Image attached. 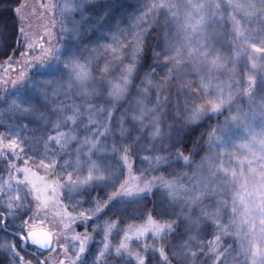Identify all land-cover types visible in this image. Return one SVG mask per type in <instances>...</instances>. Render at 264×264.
Here are the masks:
<instances>
[{"label":"snow or ice","instance_id":"snow-or-ice-1","mask_svg":"<svg viewBox=\"0 0 264 264\" xmlns=\"http://www.w3.org/2000/svg\"><path fill=\"white\" fill-rule=\"evenodd\" d=\"M99 2L72 0L69 10L57 0H0V15L9 7L15 15V39L0 28V99L8 97L9 84L12 88L27 84L44 104V111H39L34 101L26 102L21 95L9 98L4 111L18 113L27 121L19 126L21 129L35 131L29 128L35 123L45 127L49 110L55 112L56 105L63 103L60 93L65 86L84 82L89 76H99L101 84L93 99L85 103L97 102V106L100 102L113 104L111 97L105 98L109 90L117 96L143 99L145 92H152V86L162 93L173 79L174 58L169 49L158 50L150 42L152 27L145 18L147 14L135 18L129 27L117 25L106 33L108 43L83 44L78 50L67 46V42L80 41L87 31L85 22ZM254 51L264 52V48ZM161 67L162 73L158 71ZM50 68L59 74L41 78V73ZM250 83L254 85L255 81L250 79ZM208 87L201 79L196 89L198 98L186 94L183 86L175 98L165 96L162 100L156 95L151 103L160 120L166 118L170 104L173 116L183 119V126L177 130L174 120L164 130L166 138L158 142L143 141L139 135L113 138L112 150L100 159L92 155V150L99 143L98 135L101 139L110 136L112 118L122 109L117 104L107 116L103 131L88 125L85 143L76 149L77 158L83 155L79 168L72 155L61 157L53 147L67 142V132L62 136L49 132L33 137L37 144L47 138V149L28 156L18 139L19 132L13 136L0 131V164L10 177L8 185L14 186V194L0 192L7 198L0 205V264H103L113 232L119 235L116 255L125 253L131 264H151L148 253L157 250L149 237L162 242L163 234L171 237L174 232L169 221L178 223L172 202L164 195L172 188L164 168L190 159L192 150L187 143L198 126L192 122L210 118L225 102L210 97ZM122 114L126 120V111ZM0 124L9 127L4 120ZM65 193H69L67 198ZM37 233L47 238L38 240ZM97 234L103 240L99 249L91 246ZM137 244L142 245L143 254L135 249Z\"/></svg>","mask_w":264,"mask_h":264},{"label":"rangeland","instance_id":"rangeland-1","mask_svg":"<svg viewBox=\"0 0 264 264\" xmlns=\"http://www.w3.org/2000/svg\"><path fill=\"white\" fill-rule=\"evenodd\" d=\"M111 1L112 3L107 4V0H100L103 6L100 8L97 5L95 12L85 22L84 27L87 31L80 38L82 43L70 41L67 42L68 47L78 50L83 44L108 43L105 34L115 30L117 25L121 28L129 27L135 18L145 17L147 14L145 17L147 23L152 26L158 16H163L166 22L164 29L161 30L166 39H162L157 49H169L170 56L174 59L171 65L173 79L162 93H166L171 88L175 98L181 86L186 94L190 93L192 82L197 88V83L201 79L204 80V76L198 79L197 76L207 71L205 64H209V61L214 71H216L217 61L219 65L230 66L225 73L227 77L224 87L231 85L232 82L242 84L246 103L243 102L233 112L227 111L223 103L221 110L213 115L217 117L218 125L202 158L197 162L191 158L187 162L175 161L171 167L164 168L172 185V188L165 191L164 195L172 202L173 214L178 217V223H185L190 229L208 222L213 231L211 237L205 241L204 247L197 253L179 249L180 255L177 256V262L195 264L198 254L202 253L206 264H216L217 261L219 264H253V260L255 264H264V115H261L262 111L264 112L262 107L264 90L261 83L256 82L254 85L250 83V79L256 81V70L259 71L260 66H264V52L254 51V48H264V38L249 44L243 31L250 21L249 18L254 15V6L249 7L252 5L249 2L254 0ZM57 2L69 10L72 7V0H57ZM160 4L164 7H153ZM75 19H79L78 12ZM215 25L220 32L218 33L220 38H215L216 40L213 29ZM228 28L230 32L227 35L225 31ZM211 40L210 48L213 57L207 56L199 60L200 55L204 56L203 51L206 49L209 51L207 42ZM214 48L222 51L217 58L213 55ZM226 49H229L228 53L231 49L235 54L230 58L226 54L222 59L221 56L226 53ZM99 62L102 64L104 58L101 57ZM226 66H223V69ZM116 70L119 71V68ZM58 74V70L50 68L41 73V78ZM100 84L99 76H89L84 82L65 86L60 93L63 103L56 105L57 111L49 110L43 130L35 127L36 125L41 127L40 123L33 124L36 137H39L41 133L50 132L53 135L62 136L64 132H67V142L59 146L53 145V147L56 154L61 157L72 155L77 168L81 166L83 155L77 158L76 149L78 145L85 143V136L90 131L88 125H92V130L99 128L103 131L107 127V116L117 104L122 105V109L112 118L110 136L101 139L98 135L99 143L92 150V155L100 159L112 150L113 138L119 140L121 136L135 138L139 135L143 141L158 142L166 138L167 133L164 130L174 120L177 130L183 126V119H176L173 116L171 105L168 106L166 118L162 121L159 115L154 113L151 102L155 100L156 95H160L162 100L165 97L154 86L150 94L147 92L143 94V99L139 96L126 98L125 94L117 96L109 90L105 98L111 97L112 105L105 106L102 102L99 106L97 102L85 103V100L93 99ZM7 87L9 88L8 97L0 99V112L3 113L0 120L6 121L9 127L5 128L3 124L0 126L3 127V131L15 136L21 130L19 126L27 121L18 113L4 111L8 107L9 98L21 95L26 102L34 101L39 111H44V104L27 84L19 85L18 88H12L9 84ZM73 98L76 100L75 103ZM250 104L252 112L247 114V107ZM125 111L126 120L122 114ZM72 117L75 118L72 119ZM81 117L85 118L81 119ZM257 121L261 123L257 124ZM73 124L75 128L72 127ZM57 129L59 131H56ZM35 135H31L33 144H35L33 140ZM20 138L19 135L18 139ZM38 147L46 151L47 138L38 144ZM84 167L87 168L88 165ZM100 170L103 171V168ZM9 178L3 164H0V192L14 194V186L8 185ZM65 195L67 198L69 193ZM6 199L5 196H0V205H3ZM159 204L160 201L157 200V206ZM169 223L174 227L177 221L171 220ZM165 235L163 234V237ZM149 242L157 251H149L148 255L159 256L164 262V257L158 254L162 252L159 239L153 241L149 237ZM102 243L101 236L97 234L91 246L99 249ZM118 246L119 235L113 232L110 248L105 254L103 264H131V260L125 253L115 254V248ZM134 247L143 254L142 245L137 244ZM152 264L156 262L153 261Z\"/></svg>","mask_w":264,"mask_h":264},{"label":"trees","instance_id":"trees-1","mask_svg":"<svg viewBox=\"0 0 264 264\" xmlns=\"http://www.w3.org/2000/svg\"><path fill=\"white\" fill-rule=\"evenodd\" d=\"M112 3L111 0H107V4ZM105 3V2H104ZM252 3L251 6H254V15L251 16L249 19V23L247 26L244 27V36L248 39L249 44L254 43L255 41H259L258 39H263L264 38V2L263 0H254V2H249ZM105 4V6L107 5ZM98 6L101 8L103 6L102 2H99ZM163 17V16H162ZM162 17L158 16V19L155 20L152 23V32L150 34L149 40L150 42H152V44L158 48V46L162 43V39L163 37V31L161 30L162 28L164 29L165 27V22L164 21V17L162 19ZM14 26H15V15L14 13L11 11V7H9L2 15H0V28L5 29V34L8 35L11 39H15L14 36ZM213 29L215 31V38H220L218 37V33H220L217 30V26H213ZM228 35V33L230 32V29L228 28L227 31H225ZM227 37V36H226ZM166 39V37L164 38V40ZM163 40V41H164ZM216 40V39H215ZM211 41L207 42V47H209V51L208 49H206L205 51H203L204 56H199L198 58H200L199 60H201L203 57H207V56H212L211 53V48H210V43ZM230 48V47H229ZM159 50V49H158ZM229 49H226V53L223 54V56H221L222 59H224V57L226 56V54L229 56V58L235 54L233 51H231L228 53ZM220 50L214 48L213 50V55L214 57H218L219 55H221ZM150 55V53H149ZM226 61H230L228 59H226ZM150 62V61H149ZM237 62V61H236ZM219 61H217L216 63V71H214L212 69L211 66V62L209 61V64H205L206 68L205 70H207L205 73L201 74V76H197V79L204 76V81L208 84V91H209V95L210 97H213L215 99H219L220 97L225 101V109L228 111L230 110L231 112L237 110V107L240 106L243 102L246 103L245 101V96L242 93V84L240 83H231V85L224 87L223 85H225V78L227 77L225 75V73L227 72L228 68H230V66H226L224 64L219 65L218 64ZM223 66H226L225 69H223ZM158 71H160L161 73L163 72L162 67L158 69ZM256 81L255 83H261L263 86V90H264V66H260L259 71L256 70ZM195 82V81H194ZM198 82V81H197ZM137 83H139V80L137 81ZM200 84V82L197 83V87ZM197 88H195V85L193 84V82L190 85V89L189 92L191 95L193 96H197L198 98V93L196 91ZM136 89H133V92H135ZM251 93V91H250ZM161 95L167 96L170 99H172L174 97V92H171V88L168 89L166 91V93H162ZM257 98V97H255ZM248 99V98H247ZM264 102V99L262 100ZM253 102V101H252ZM248 103V102H247ZM246 105V104H244ZM255 105L258 107V105L255 103ZM170 106V104H169ZM262 107L264 108V104H262ZM247 114L251 113V109L252 106L251 104L249 105ZM259 108V107H258ZM260 109V108H259ZM261 115H264V112L262 111ZM216 116H211L210 118H206L203 119L202 122L197 123L198 126H195V132L194 134H192L189 137L188 143H187V147L188 149L192 150L191 153V160H193L194 162L199 161L202 156L205 154L209 143L211 141L212 135L218 125V119H216ZM254 118V116H253ZM252 118V120H253ZM253 122V121H252ZM257 124H260V121H257ZM197 124H193V125H197ZM41 130L42 126H35ZM29 128H34L33 124H29ZM37 130V129H36ZM0 131H3V127L0 126ZM36 134V132H35ZM33 131H27L24 130L23 133V129H21L19 131V135H20V141L23 142V145L25 147V153L28 156H37L39 154L40 150L42 151V149L40 147H38V144L35 143L33 144L32 142V137L31 135H35ZM36 137V135H35ZM185 155H187V153H185ZM38 161H33V164L37 163ZM174 212V208H172V213ZM174 228V232L172 233V236L169 237L167 234L163 237V241L160 243V246L162 248V252L161 253H165L166 255H162L164 257V262H162L159 258V256H153L150 257L151 258V264L153 263V261L156 262V264H179L177 262V256H179V249H185L187 252L191 251V252H198L199 250H201L202 247H204L205 245V241L208 240L211 235H212V227L210 225V223H205V224H201L200 226H193L190 229L188 228V225H186L185 223H177L175 224ZM182 251V250H181ZM204 259V260H203ZM202 260V261H201ZM199 261H201V263H198ZM195 264H206V260L204 255H202V253L198 254V258L197 261L195 262Z\"/></svg>","mask_w":264,"mask_h":264},{"label":"water","instance_id":"water-1","mask_svg":"<svg viewBox=\"0 0 264 264\" xmlns=\"http://www.w3.org/2000/svg\"><path fill=\"white\" fill-rule=\"evenodd\" d=\"M36 236H37V239L41 240V241H43L47 238L46 234H44V233H37Z\"/></svg>","mask_w":264,"mask_h":264}]
</instances>
